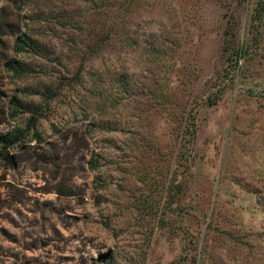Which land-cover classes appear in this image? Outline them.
<instances>
[{"label": "rangeland", "instance_id": "obj_1", "mask_svg": "<svg viewBox=\"0 0 264 264\" xmlns=\"http://www.w3.org/2000/svg\"><path fill=\"white\" fill-rule=\"evenodd\" d=\"M261 3L0 0V264H264Z\"/></svg>", "mask_w": 264, "mask_h": 264}, {"label": "trees", "instance_id": "obj_2", "mask_svg": "<svg viewBox=\"0 0 264 264\" xmlns=\"http://www.w3.org/2000/svg\"><path fill=\"white\" fill-rule=\"evenodd\" d=\"M263 3H261V8H255L254 12V18L261 20L264 16V0H262ZM31 37L28 36L26 33L23 35H20L16 38L15 40V45L14 49L16 52L21 51L25 45H30L31 44ZM241 49L237 48L234 50V55H238L239 51ZM217 101V96L209 99L208 103L210 105L216 103ZM13 139L10 138L8 134H0V159L3 161V163L7 166H14L16 163V158L13 153H11L9 146L12 144Z\"/></svg>", "mask_w": 264, "mask_h": 264}, {"label": "clouds", "instance_id": "obj_3", "mask_svg": "<svg viewBox=\"0 0 264 264\" xmlns=\"http://www.w3.org/2000/svg\"><path fill=\"white\" fill-rule=\"evenodd\" d=\"M143 19L153 21L149 23L147 27L144 28L143 33L145 34V36L152 35L158 38L163 33L164 22L161 21L159 18L154 19L152 17L145 16L143 17ZM145 71L146 66L142 62H137L133 69L134 74L138 76L144 73Z\"/></svg>", "mask_w": 264, "mask_h": 264}]
</instances>
